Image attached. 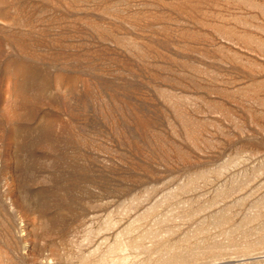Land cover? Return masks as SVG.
<instances>
[{"label": "rangeland", "instance_id": "rangeland-1", "mask_svg": "<svg viewBox=\"0 0 264 264\" xmlns=\"http://www.w3.org/2000/svg\"><path fill=\"white\" fill-rule=\"evenodd\" d=\"M0 264H264V0H0Z\"/></svg>", "mask_w": 264, "mask_h": 264}]
</instances>
